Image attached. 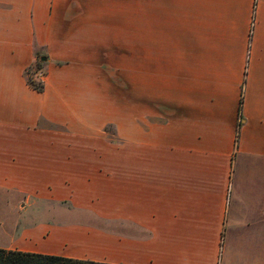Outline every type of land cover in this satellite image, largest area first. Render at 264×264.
Here are the masks:
<instances>
[{
    "label": "crops",
    "instance_id": "obj_1",
    "mask_svg": "<svg viewBox=\"0 0 264 264\" xmlns=\"http://www.w3.org/2000/svg\"><path fill=\"white\" fill-rule=\"evenodd\" d=\"M141 12L123 87L118 0H0V248L264 264V0Z\"/></svg>",
    "mask_w": 264,
    "mask_h": 264
},
{
    "label": "rangeland",
    "instance_id": "obj_2",
    "mask_svg": "<svg viewBox=\"0 0 264 264\" xmlns=\"http://www.w3.org/2000/svg\"><path fill=\"white\" fill-rule=\"evenodd\" d=\"M146 4L147 0H118V76H123L120 79L118 78V82L123 87L129 84L127 78H129L130 71L131 41L134 38L132 23L137 18L140 22L145 21L146 15L141 12V8L146 7ZM137 9L140 10L138 15L134 14ZM137 33L141 34L142 32ZM248 39L249 42L251 39V29ZM108 131H111V128H108ZM0 198H21V196L14 192L0 190Z\"/></svg>",
    "mask_w": 264,
    "mask_h": 264
},
{
    "label": "trees",
    "instance_id": "obj_3",
    "mask_svg": "<svg viewBox=\"0 0 264 264\" xmlns=\"http://www.w3.org/2000/svg\"><path fill=\"white\" fill-rule=\"evenodd\" d=\"M42 55L36 56L30 66H28L24 75L30 87L38 92L44 89V82L36 77V72L44 71L45 60H41ZM45 74V71H44ZM238 133L235 142L237 144ZM0 264H106L95 261L79 260L56 255L41 253L22 252L17 250H7L0 248Z\"/></svg>",
    "mask_w": 264,
    "mask_h": 264
},
{
    "label": "built area",
    "instance_id": "obj_4",
    "mask_svg": "<svg viewBox=\"0 0 264 264\" xmlns=\"http://www.w3.org/2000/svg\"><path fill=\"white\" fill-rule=\"evenodd\" d=\"M36 77L40 80H43L44 77V71L43 70H39L38 72H36Z\"/></svg>",
    "mask_w": 264,
    "mask_h": 264
},
{
    "label": "water",
    "instance_id": "obj_5",
    "mask_svg": "<svg viewBox=\"0 0 264 264\" xmlns=\"http://www.w3.org/2000/svg\"><path fill=\"white\" fill-rule=\"evenodd\" d=\"M41 60H45V57H42Z\"/></svg>",
    "mask_w": 264,
    "mask_h": 264
}]
</instances>
